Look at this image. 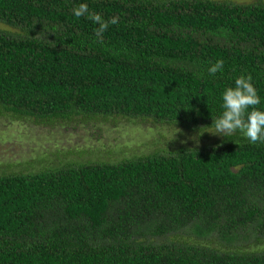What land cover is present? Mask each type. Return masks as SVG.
Masks as SVG:
<instances>
[{"label":"trees","instance_id":"obj_1","mask_svg":"<svg viewBox=\"0 0 264 264\" xmlns=\"http://www.w3.org/2000/svg\"><path fill=\"white\" fill-rule=\"evenodd\" d=\"M82 3L118 18L102 43ZM0 23V115L194 132L241 75L264 111V1L0 0ZM162 149L0 175V264H264V143Z\"/></svg>","mask_w":264,"mask_h":264},{"label":"rangeland","instance_id":"obj_2","mask_svg":"<svg viewBox=\"0 0 264 264\" xmlns=\"http://www.w3.org/2000/svg\"><path fill=\"white\" fill-rule=\"evenodd\" d=\"M216 1L252 4L264 0ZM9 29L0 23V31ZM205 127L199 124V129L192 132L176 125L155 123L151 118L124 117L87 123L79 119L36 123L5 113L0 115V175L36 173L44 169V165L59 167L96 160L118 163L155 153L162 148L164 151L194 149L211 146L224 139L214 135V128ZM253 247L250 245L244 249L252 250ZM259 249H264V246Z\"/></svg>","mask_w":264,"mask_h":264},{"label":"clouds","instance_id":"obj_3","mask_svg":"<svg viewBox=\"0 0 264 264\" xmlns=\"http://www.w3.org/2000/svg\"><path fill=\"white\" fill-rule=\"evenodd\" d=\"M73 15L76 18L87 17V19L99 24V27L95 29V34L101 43L103 42L102 35L108 29L109 24L118 23L116 17L105 21L101 15L90 13L88 5L83 3L73 9ZM223 66L224 61L222 59L217 60L208 69V72L214 76L217 72L223 71ZM260 103L261 99L252 83V76L241 75L236 78L235 87L227 88L222 94L221 107L223 112L221 116L219 118L213 117V124L210 128L215 129L216 134L214 135L226 137L239 130L251 143H264V111L258 109Z\"/></svg>","mask_w":264,"mask_h":264}]
</instances>
